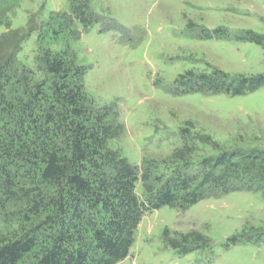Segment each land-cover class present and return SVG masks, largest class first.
I'll return each mask as SVG.
<instances>
[{"label": "rangeland", "instance_id": "374dc122", "mask_svg": "<svg viewBox=\"0 0 264 264\" xmlns=\"http://www.w3.org/2000/svg\"><path fill=\"white\" fill-rule=\"evenodd\" d=\"M67 2L7 0L0 8V62L15 50L18 66L35 70L42 46L64 48L65 36L48 43L39 36L52 12L69 10ZM91 5L99 23L69 45L87 68L83 85L95 106H113L124 125L110 148L140 168L144 159L156 160L164 179L180 168L194 174L202 159L225 150L264 158V86L244 95L188 89L201 76L229 84L264 75V44L247 38L249 31L264 37V0ZM73 29L83 27L75 22ZM220 189L189 207L147 211L119 264H264V180L250 187L234 178ZM21 190L0 209V235L22 226L18 218L28 207Z\"/></svg>", "mask_w": 264, "mask_h": 264}, {"label": "trees", "instance_id": "16d2710c", "mask_svg": "<svg viewBox=\"0 0 264 264\" xmlns=\"http://www.w3.org/2000/svg\"><path fill=\"white\" fill-rule=\"evenodd\" d=\"M67 1L69 10L52 12L39 36L44 43L65 36L64 48L42 46L35 70L20 68L15 50L0 62V209L18 187L28 207L19 230L0 235V264H119L147 211L189 207L230 179L250 187L264 180V158L253 153L225 150L202 159L194 174L180 168L164 179L156 160L140 168L110 148L124 125L113 106H95L83 85L87 68L69 45L99 18L91 0ZM247 38L264 44L252 31ZM227 81L201 76L188 89L244 95L264 86V75Z\"/></svg>", "mask_w": 264, "mask_h": 264}]
</instances>
